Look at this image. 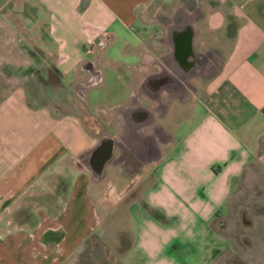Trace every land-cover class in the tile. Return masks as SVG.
<instances>
[{
	"label": "crops",
	"instance_id": "crops-1",
	"mask_svg": "<svg viewBox=\"0 0 264 264\" xmlns=\"http://www.w3.org/2000/svg\"><path fill=\"white\" fill-rule=\"evenodd\" d=\"M154 1L0 0V264H209L216 237L241 243V259L253 264L247 230L264 220V0H243L235 8L224 50L204 38L218 41L215 34L226 25L222 0L210 2V12L199 0L204 19L197 24V47L221 51L222 66L200 95L156 119L171 138L154 144L158 156L144 170L151 167L154 178L142 198L129 202L131 243L105 239L97 185L106 186L110 169L126 186H138L146 174L131 184L109 164L105 178L95 181L83 157L102 135L119 137L127 107H153L140 88L171 52L158 39L166 35L159 17L175 12L162 1L153 15ZM148 16L162 31L149 40L131 36ZM127 33L123 44L139 61L121 66L138 72L131 99L91 112L111 130L94 131L75 115L29 104L24 70L35 59H52L62 78L74 74V83L84 63L105 60L107 46ZM103 38L107 44L98 46ZM109 190L104 195L113 199Z\"/></svg>",
	"mask_w": 264,
	"mask_h": 264
},
{
	"label": "rangeland",
	"instance_id": "rangeland-1",
	"mask_svg": "<svg viewBox=\"0 0 264 264\" xmlns=\"http://www.w3.org/2000/svg\"><path fill=\"white\" fill-rule=\"evenodd\" d=\"M164 1L166 10L174 12L177 4V0H155L150 4L151 13L155 15L158 10L159 2ZM203 7L207 12L213 8L210 2H219L218 0H201ZM243 0H222L219 5V9L223 10L226 19V25L216 32L215 37L210 38L208 34L204 36L207 44L218 45V48L224 50V44L230 41L227 37L231 34L233 21L237 18V14L234 12L235 8L241 4ZM149 17V16H148ZM154 19V16H153ZM163 27L157 22L152 21V16L147 18L145 22L136 23L131 29V36L139 37L144 40L150 39V34L155 31L161 32ZM127 34H120L118 38L109 44L104 50L102 60L101 57L96 60L102 62V70L105 74V80L102 85L94 87L88 91L89 104L84 101L76 90V86L80 84V79L85 81L89 78L88 72L85 70H79L77 80L74 81V74H70L67 78H62L57 73V68L53 64L52 59H47L43 56L35 59L36 65L25 68L24 73L28 74V81L25 85L27 89V96L29 104L39 110L47 111L53 115H75L83 120L87 127L92 130H99L100 132L111 130L105 126L104 123L96 120L92 116L91 112L97 113V107L103 104H117L122 100L131 99V84L137 77V70L134 68L128 70L125 65L121 68L123 63L134 66L139 61L134 56L133 52H129L124 43V39ZM99 56V53H96ZM93 57V56H91ZM95 58L89 61H93ZM100 66V65H99ZM32 69V70H31ZM83 73V74H82ZM82 75V77H81ZM80 80V81H79ZM203 85L202 83V87ZM203 88V90H204ZM200 95V94H199ZM180 116L176 121H180ZM98 126V129H97ZM96 127V128H95ZM112 168V167H111ZM110 169L106 179L103 181L106 186L101 187L103 183H99L96 189V196L98 197L101 205V211L104 214L103 228L105 239L112 244H119L122 246L130 245L131 235L133 230V221L130 217L129 206L134 199L138 200L142 198L143 193L147 187V184L151 183L154 178V174L151 167L147 168L144 172L146 178L140 182L138 186H126L121 180L120 174L115 170ZM115 172V173H114ZM118 181V182H117ZM117 184V195H113V199H107L105 192L110 189V184ZM128 185V184H127ZM105 190V192H104ZM104 192V193H103ZM120 194V196H119ZM123 194V195H122ZM122 195V196H121ZM104 200L102 202V199ZM100 228V229H101ZM247 230V229H246ZM247 234L253 241V264H264V220L258 222L253 229H248ZM242 238V236H241ZM130 242V243H129ZM239 242H235L234 238L228 239L226 242L220 241L219 238H215V242L212 244V251L209 259V264H244V260L241 259V253L239 251ZM201 255H207V251L202 250ZM215 259V260H214ZM191 264H203L200 259L196 261H190Z\"/></svg>",
	"mask_w": 264,
	"mask_h": 264
},
{
	"label": "flooded vegetation",
	"instance_id": "flooded-vegetation-1",
	"mask_svg": "<svg viewBox=\"0 0 264 264\" xmlns=\"http://www.w3.org/2000/svg\"><path fill=\"white\" fill-rule=\"evenodd\" d=\"M163 16L160 15L159 17L161 21L164 19ZM158 39L160 43L165 42L164 37ZM103 41L104 38L99 41L98 46H101ZM202 49L207 51L205 55L208 57L205 69L199 71L190 69L187 72H182L181 70H174L177 68L169 57L170 50L168 48V52L164 54L162 59L157 60L159 63L157 72L147 75L140 88V92L147 96V101L151 102L153 107L149 109L136 104L124 110V125L118 137V157L110 165H114L121 173L129 176L131 184L158 156V149L154 145L151 147V143L156 144L158 141L171 138L169 133L165 132L160 125H152L151 120H158L165 116L174 104H187L193 97L201 94L204 88L202 83L203 85L206 84V78L212 67L219 63L223 56L221 51L206 50L204 47ZM99 63L100 60H93L83 64L82 70L87 71L89 75L86 82L98 77V70H101ZM82 82L85 80L80 81V87L85 84ZM161 88L163 93L159 97L157 91ZM140 125H143L144 128L137 130L136 128ZM83 158L89 162L92 156L87 154ZM115 187L114 184L110 185L108 195L113 196L119 193Z\"/></svg>",
	"mask_w": 264,
	"mask_h": 264
},
{
	"label": "water",
	"instance_id": "water-1",
	"mask_svg": "<svg viewBox=\"0 0 264 264\" xmlns=\"http://www.w3.org/2000/svg\"><path fill=\"white\" fill-rule=\"evenodd\" d=\"M163 18L166 27L165 42L171 48L169 57L177 68H174V70H181L182 72H187L190 69H195V71L204 70L206 61L208 60V57L205 55L207 51L199 49L196 44L198 37L197 24L204 19L200 1L181 0V4L177 7L174 14L172 16L164 15ZM107 42L108 40L104 38L101 46H105ZM222 61L223 56L219 63L212 67L210 74L206 78L207 80L220 70ZM98 73L97 78L82 82L85 83L82 87L79 86L80 84L76 86L80 97L86 102H88V91L100 86L103 82V70H98ZM157 93V96L161 97L163 93L162 88ZM155 121L156 119H152L151 124L155 125ZM142 128L144 126L140 125L136 129L141 130ZM169 135L171 136L170 133ZM151 144V147H153L154 143ZM118 148V138L111 134H104L98 140L97 145L87 153L92 156L87 165L95 181L105 178L108 165L114 159H117L116 150Z\"/></svg>",
	"mask_w": 264,
	"mask_h": 264
},
{
	"label": "trees",
	"instance_id": "trees-1",
	"mask_svg": "<svg viewBox=\"0 0 264 264\" xmlns=\"http://www.w3.org/2000/svg\"><path fill=\"white\" fill-rule=\"evenodd\" d=\"M57 73L59 74V75H61L60 73H59V71L57 70Z\"/></svg>",
	"mask_w": 264,
	"mask_h": 264
}]
</instances>
